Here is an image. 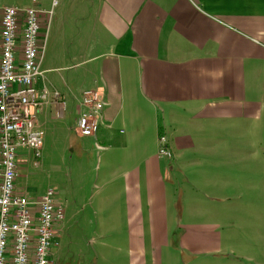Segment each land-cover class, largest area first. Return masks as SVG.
I'll return each instance as SVG.
<instances>
[{
    "label": "crops",
    "instance_id": "0c3cea01",
    "mask_svg": "<svg viewBox=\"0 0 264 264\" xmlns=\"http://www.w3.org/2000/svg\"><path fill=\"white\" fill-rule=\"evenodd\" d=\"M53 8L54 56L79 74L68 85L78 117L85 90L106 101L87 136L99 151L105 232L123 227L128 264H186L184 252L193 264L228 261L221 222L243 212L195 219L254 207L246 194L264 154L246 145L264 146V0H54ZM65 97L54 103L65 108ZM162 135L171 158L158 152Z\"/></svg>",
    "mask_w": 264,
    "mask_h": 264
},
{
    "label": "rangeland",
    "instance_id": "374dc122",
    "mask_svg": "<svg viewBox=\"0 0 264 264\" xmlns=\"http://www.w3.org/2000/svg\"><path fill=\"white\" fill-rule=\"evenodd\" d=\"M53 1L0 0V8L6 5L20 9L33 6L44 11L43 15L41 14L40 25L41 43H46V47L41 65L44 73L39 86L47 88L50 100L37 114V120L45 133L44 145L42 156L38 159L32 152L20 151L21 158L25 159L19 162L17 190L29 198H38L53 190L56 199L62 203L65 218L59 226L57 246L52 256L53 264H128L126 256L128 244L124 238L123 227L109 226L110 231L107 233L100 224L99 151L92 137H85L78 131L76 100L72 96L74 94L68 93V85L71 86V82L79 84L77 69L64 68L62 59L54 56L58 50L53 41L54 30L51 31ZM66 46L68 44L65 48ZM52 60L55 61L54 64ZM64 95L65 108L54 103L62 101ZM246 146L264 154V146L261 144ZM257 169L261 174L254 180V192L246 194L248 201H254V207L247 205L246 210L224 208L221 214L215 212V215L209 216L206 212L200 211L195 219L205 221L221 217L238 218L243 212L239 220L232 221L229 225L228 221L221 222L224 227L219 230L221 233L219 252L221 255L229 256V259L220 264H264V167ZM178 236L170 242L174 243ZM183 254L186 264H193L192 255L185 252ZM252 254L254 257H247ZM201 263L206 262L198 264Z\"/></svg>",
    "mask_w": 264,
    "mask_h": 264
},
{
    "label": "built area",
    "instance_id": "2783aa9c",
    "mask_svg": "<svg viewBox=\"0 0 264 264\" xmlns=\"http://www.w3.org/2000/svg\"><path fill=\"white\" fill-rule=\"evenodd\" d=\"M43 12L33 6L0 8V264H53L65 216L53 190L29 198L16 184L19 162L25 159L20 151L32 152L38 159L44 145L45 133L37 120L50 100L47 88L39 86L46 47L41 43ZM81 106L78 131L92 136L106 101L98 89L90 88L82 93ZM158 151L172 156L164 135L159 137Z\"/></svg>",
    "mask_w": 264,
    "mask_h": 264
},
{
    "label": "flooded vegetation",
    "instance_id": "af4514ba",
    "mask_svg": "<svg viewBox=\"0 0 264 264\" xmlns=\"http://www.w3.org/2000/svg\"><path fill=\"white\" fill-rule=\"evenodd\" d=\"M54 250V249H53Z\"/></svg>",
    "mask_w": 264,
    "mask_h": 264
}]
</instances>
